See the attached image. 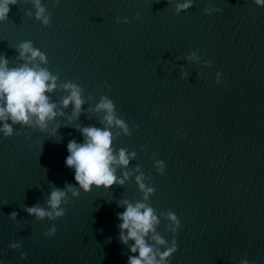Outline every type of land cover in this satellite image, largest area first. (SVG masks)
<instances>
[{
    "label": "water",
    "instance_id": "water-1",
    "mask_svg": "<svg viewBox=\"0 0 264 264\" xmlns=\"http://www.w3.org/2000/svg\"><path fill=\"white\" fill-rule=\"evenodd\" d=\"M8 7L0 60L46 71L55 115L43 127L35 116L0 120V264H129L139 255L120 238L129 204L153 210L144 239L159 264H264V6L39 0V18L37 0ZM25 43L44 60L22 56ZM65 85L78 89V111L64 105ZM85 128L108 130L112 155L128 158L111 165V187L85 191L66 166ZM57 189L65 196L53 210Z\"/></svg>",
    "mask_w": 264,
    "mask_h": 264
},
{
    "label": "clouds",
    "instance_id": "clouds-1",
    "mask_svg": "<svg viewBox=\"0 0 264 264\" xmlns=\"http://www.w3.org/2000/svg\"><path fill=\"white\" fill-rule=\"evenodd\" d=\"M16 0H0V20H3L9 12V4H15ZM258 5L264 6V0H256ZM189 4L178 5V9H185ZM37 17L43 13V8L39 7V0H37ZM47 23V19L44 21ZM23 56L24 53H31L32 58L39 57L41 61L44 57L32 49L29 43L21 45ZM50 80L49 74L44 71H36L32 68L24 66L19 69L7 68V60H0V100L5 101V106H0V120H5L10 117L14 123H28L31 116H35L41 127L44 126L46 120L54 117V105L48 102V97L45 92H51L55 87L53 83H48ZM66 88H71V95L64 100V105L67 106L70 102L74 103L75 109L78 111L82 104L79 97V91L73 85H65ZM99 108L108 111L109 115L106 117L109 124L112 123V104L104 102L99 105ZM121 124L120 121H116ZM121 126H123L121 124ZM5 135H11V127L5 123L2 129ZM86 140L82 144L75 141L69 142L67 150L69 152L66 158V166L75 169V180L85 190L89 191L92 185L111 187L116 183V176L111 165L113 163L128 164V158L123 150L119 153V160L112 155L111 150V133L108 130H101L97 128H85L82 130ZM162 171V169H161ZM139 179V178H138ZM123 184V180L119 181ZM140 187L143 189L144 185ZM151 191V189H149ZM65 193L59 189L53 191L50 197V207L55 210L59 208L62 198ZM143 209V211H141ZM29 214H34L43 218L51 213L39 207H32L27 209ZM15 216V213L12 214ZM62 215L61 211H56V216ZM172 220H176L174 215L170 214ZM119 219L123 221L120 224L121 240L127 243L129 239L134 240L135 244L130 249L131 252L139 255L130 256L129 264H159L153 255V249L146 244L144 237L151 231H154L153 225L157 223L156 217L153 215L151 208L145 207L143 204L136 206L127 205L126 210L119 214ZM124 230H127L125 236ZM153 239L158 244H164V241L158 236ZM16 247V245H12ZM175 249H169L161 254L163 259L170 255ZM247 264V262H243Z\"/></svg>",
    "mask_w": 264,
    "mask_h": 264
}]
</instances>
